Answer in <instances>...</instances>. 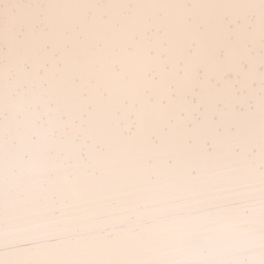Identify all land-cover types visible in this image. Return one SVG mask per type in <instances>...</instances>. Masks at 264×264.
<instances>
[{"label": "snow or ice", "instance_id": "snow-or-ice-1", "mask_svg": "<svg viewBox=\"0 0 264 264\" xmlns=\"http://www.w3.org/2000/svg\"><path fill=\"white\" fill-rule=\"evenodd\" d=\"M0 264H264V0H0Z\"/></svg>", "mask_w": 264, "mask_h": 264}]
</instances>
